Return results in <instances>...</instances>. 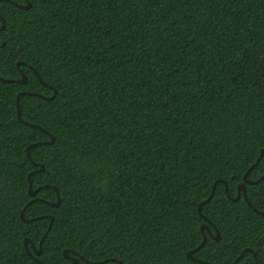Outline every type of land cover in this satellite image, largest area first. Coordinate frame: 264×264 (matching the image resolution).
<instances>
[{"label": "trees", "instance_id": "trees-1", "mask_svg": "<svg viewBox=\"0 0 264 264\" xmlns=\"http://www.w3.org/2000/svg\"><path fill=\"white\" fill-rule=\"evenodd\" d=\"M14 4L15 0L0 1V14L13 37L24 16ZM41 40L63 50L83 77L76 78L79 87L72 85L67 94L73 101L69 115L76 151L86 145L90 149L100 137L110 141L106 162L98 160L91 180L78 184L71 194L79 208L65 213L68 220L78 216L89 221L126 257L138 253L126 264H181L177 242L184 241L172 227L174 217L184 213L189 198L197 207L210 195L197 177L210 170V175L235 172L243 179L259 157L255 150L246 153L235 128L264 131V0H51L43 31L33 29L28 35L32 46ZM0 75L8 79L13 74ZM0 90V131L12 149L11 155L4 154V171L14 173L12 179L30 202L24 219L39 224L25 234L23 228L29 225L19 219L17 239L35 243L42 238L36 233L47 230L51 216L55 221L50 239L45 240L48 250L36 255L39 247L29 244L28 251L43 264H70L64 250L76 259L79 252L89 256L88 246L78 248L76 241L68 239L70 225L57 215L64 205H51L57 201L55 191L44 186L45 180L55 184L52 173L61 164L75 162L71 149H65V158L58 155L56 166L50 165L49 136L39 130L43 121L33 126V117L49 107L38 94L47 97V93L21 94L18 120L16 98L21 85L0 81ZM59 102L57 97L53 104ZM30 135L44 143L29 151L44 159L47 171L33 173L35 166L26 155L33 143ZM21 161L24 166L18 167ZM31 172V189L42 186L35 196L40 200L31 201L28 194ZM261 176L264 158L247 179ZM245 188L252 194L251 206L262 211L264 181L245 183ZM223 189V184L216 185V194L204 209L211 213L213 204L217 209H237L245 235L235 250L251 245L252 251L245 252L240 264H254L257 259L264 264V216L253 212L242 195L235 203L226 200ZM231 195L236 197L237 186ZM4 211L15 214L7 206ZM228 227L225 220L221 233ZM97 251L92 248V255ZM110 254L111 248L104 251L105 256ZM208 255L217 257V264H232L234 250L217 248ZM3 264L35 261L20 248L5 256Z\"/></svg>", "mask_w": 264, "mask_h": 264}, {"label": "snow or ice", "instance_id": "snow-or-ice-1", "mask_svg": "<svg viewBox=\"0 0 264 264\" xmlns=\"http://www.w3.org/2000/svg\"><path fill=\"white\" fill-rule=\"evenodd\" d=\"M8 2H12V0H8ZM50 2L51 0H15L14 6L20 8L24 13L21 20L22 27L15 31L14 37L11 28L6 23L0 27V74L11 72L13 75L9 76L6 82H18L21 85V92L26 95L42 93V90L47 93V97L41 94L40 99H46L49 107L33 117V126L42 120L43 123H39V130L48 133L51 139V144L47 145L52 149L49 164L55 167L58 155L63 160L66 155L65 149H71V160L75 162L68 163L66 167L61 164L52 173L55 184L50 180H45L44 186L54 189L57 200H59L55 207H60L61 204L64 205L57 215L61 216L70 225L67 228L68 239L76 241L78 248L86 246L89 248V256L79 252L78 259L74 260L72 264H126V261L134 260L138 253H129L126 257L121 248L112 244L109 236H99L96 228L91 226L89 221H82L78 216H73L72 220L69 221L65 215V213L78 211V201L71 199V194L78 184H86L91 180L94 168L98 166L97 161L105 160L106 162L108 152L111 149L107 148L110 141H105L103 137H100L91 145L90 149L86 145L76 151L75 145L72 144V137L75 133L69 115L73 101L67 98V94L72 85L79 87L76 78L80 77L82 79L83 77L77 67L69 63L63 50L58 48L54 50V45L45 40L39 41L38 46H32L28 42V35L33 29L36 33L43 31L45 14ZM2 20L3 16L0 14V22ZM6 30L9 33L7 36L3 35ZM33 48H35L34 54ZM0 80H4L3 75H0ZM23 85H27V87ZM57 97H60V102L53 104ZM2 102L3 95L2 90H0V104ZM16 103L19 107L21 103L19 96ZM38 106L43 107V105ZM235 136L238 138V143L244 146L246 153L247 150H255L260 158H264V131L258 132L248 126H237ZM28 139L32 140L34 145L37 143L31 135ZM9 144L10 141L0 131V264H3L5 256L14 255L16 250L20 248L25 250L27 256L33 259L35 264H43L42 260L34 257L32 252L28 251V247L31 244L32 248L39 246L41 253L47 251L48 246L45 244V240L50 239L49 233L52 232V226L49 225L43 233L37 232L36 235L42 238L37 239L35 243H32L30 239L27 240V243L23 238L21 240L17 239V231L22 227L17 221L23 217L24 212L31 205L12 179L14 173L8 175L4 171V154H12ZM57 148L59 153H57ZM28 160L33 162L35 166L33 169L34 174H38V171H47L44 159H36L31 151H29ZM256 163H259V160ZM17 166L23 167L24 162L21 161ZM252 167L254 165L249 166L248 171H251ZM197 178L203 180L202 186L208 187L212 195L207 197L198 207H194L196 201L189 198L184 206V213L180 217H174L175 223L172 227L184 241L182 244L177 242L182 257L181 264H215L217 257H210L208 252L216 251L217 248L221 251L233 249L232 259L235 264H240V260L245 257V251L244 248L235 249L245 234L242 220L237 219L238 210L234 208H227L226 210L223 206L217 209L216 204H213L212 211L209 213L207 209H204V205L212 200V196L216 194L217 184L224 185L225 199L233 200L232 191L235 190L236 186L242 187L244 179L247 178L241 179L235 172H231V174L226 172L224 175L215 172L210 175V170L205 172L203 177L198 176ZM28 179L31 181V177H28ZM41 187V185H37V191H40ZM97 188H99V185H97ZM260 194L264 195V188L260 189ZM251 195L249 190H244V201L255 212V207L251 206ZM216 203L223 205L224 201L217 200ZM233 203H235L234 200ZM260 203L262 206L261 216H264V200H261ZM6 206L10 207L15 214L7 215L4 211ZM20 209H23V211H20ZM202 209L203 211H201ZM52 219L55 221V217H52ZM225 220L228 221L229 227L221 233ZM27 223L29 226L23 228L25 234L32 232L33 226L39 227V224L32 219ZM60 236L63 239V233H60ZM169 238L171 239V237ZM210 239L214 243H210ZM67 247L71 248L72 245L67 244ZM246 247L251 250V245ZM92 248L98 249L94 256L91 252ZM109 248H111V254L105 256L104 251ZM56 250H60V245H57ZM255 255L253 252L254 257ZM64 256L69 260L72 259L67 252H64ZM173 256H175V252H173ZM144 258L147 259L146 256ZM254 264H259V260L257 259Z\"/></svg>", "mask_w": 264, "mask_h": 264}, {"label": "water", "instance_id": "water-1", "mask_svg": "<svg viewBox=\"0 0 264 264\" xmlns=\"http://www.w3.org/2000/svg\"><path fill=\"white\" fill-rule=\"evenodd\" d=\"M0 1H1V0H0ZM3 24H4V21L2 20V22H1V26H0V27H2ZM7 80H8V79H4V80H0V81L5 82V83H9V82H6ZM17 83H18V82H17ZM21 94H23V93H22V92L19 93V94L17 95V98H18V96L20 97ZM31 94H34V93H31ZM38 96H40V95L38 94ZM17 98H16V100H17ZM16 104H17V103H16ZM17 118H18V120H21V118H20V111H19V109H18V106H17ZM25 124H27V123H25ZM45 133H46V132H45ZM46 134H48V133H46ZM48 136H49V135H48ZM47 143H48V144H51V139H50V137H49V140L47 141ZM43 144H44V143H42V142H37L35 145H34L33 143H32V144H29V145L27 146V148H26V155H27V157H28V154H29V150H30L31 148L36 147V146H39V145H43ZM260 159H261V158L258 157L257 160H260ZM257 160H256V161H257ZM256 161L252 164V165H254V167H255V165L257 164ZM254 167H252L251 170H252ZM248 169H249V168H248ZM38 172H39V171H38ZM249 172H250V171H248V170L245 172V174L243 175V179H244V177L247 178ZM31 175H32V172L29 173L28 177H31ZM28 177H27V180H28V182H29V186H28V194H29V196L32 197V200H31V201L40 200L39 198H36V197H35V196H36V193H37L38 191H37V189H35V190H32V189H31V183H30ZM262 180L264 181V176H261L260 178H258V179L255 180V181H249L248 179H244L243 186H242V187L238 186V188H237V195H236L235 198H233V200H234V201H237V200L240 198V195L243 196V192H244V190H246V188H245V183H248V184H255V183H257V182H259V181H262ZM210 195H212L211 192H210ZM210 195H209V196H210ZM209 196H208V197H209ZM243 198H244V196H243ZM233 200H231V201H233ZM203 202H204V201H202V202H200V203H203ZM29 203H30V202H29ZM58 203H59V200H57L55 204H52V203H50V204L53 205V206H55V205L58 204ZM200 203H199V204H200ZM199 204H198V206H199ZM247 204H248V203H247ZM248 205H249V204H248ZM198 206H197V207H198ZM21 211H23V209H22ZM255 212L261 214V211H257V210H255ZM21 219H22L24 222H28V221H29V220H27V219H24V215H23V217H22ZM49 220H50L49 225H51L52 220H53L51 216H49ZM27 240H28L27 238L24 239V241H26V243H27ZM38 247H39V246H38ZM244 251H245V252H252V251L249 250L248 248H245ZM64 252H67V250H64V251H63V255H64ZM35 254H36V255H39V254H40V247L38 248L37 251H35ZM69 257H71V256H69ZM71 258H72V259L70 260V261H71L70 264H72V262H73L74 260H77L75 257H71ZM215 264H217V263H215ZM232 264H235V262L233 261Z\"/></svg>", "mask_w": 264, "mask_h": 264}, {"label": "flooded vegetation", "instance_id": "flooded-vegetation-1", "mask_svg": "<svg viewBox=\"0 0 264 264\" xmlns=\"http://www.w3.org/2000/svg\"><path fill=\"white\" fill-rule=\"evenodd\" d=\"M237 188H238V186H237Z\"/></svg>", "mask_w": 264, "mask_h": 264}]
</instances>
